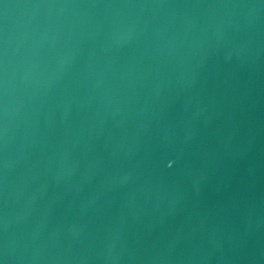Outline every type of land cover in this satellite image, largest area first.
<instances>
[{
	"label": "water",
	"instance_id": "1",
	"mask_svg": "<svg viewBox=\"0 0 264 264\" xmlns=\"http://www.w3.org/2000/svg\"><path fill=\"white\" fill-rule=\"evenodd\" d=\"M0 264H64L30 121L14 0H0Z\"/></svg>",
	"mask_w": 264,
	"mask_h": 264
}]
</instances>
